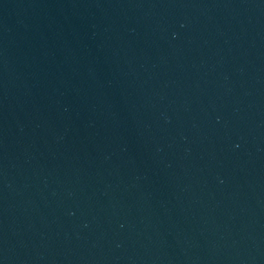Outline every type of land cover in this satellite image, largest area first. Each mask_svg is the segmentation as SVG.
<instances>
[{
	"label": "water",
	"instance_id": "obj_1",
	"mask_svg": "<svg viewBox=\"0 0 264 264\" xmlns=\"http://www.w3.org/2000/svg\"><path fill=\"white\" fill-rule=\"evenodd\" d=\"M0 264H264V0H0Z\"/></svg>",
	"mask_w": 264,
	"mask_h": 264
}]
</instances>
